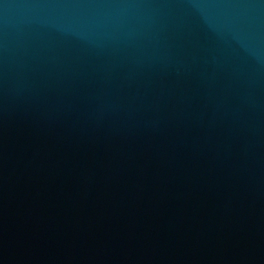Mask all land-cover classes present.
Masks as SVG:
<instances>
[{"label":"water","instance_id":"obj_1","mask_svg":"<svg viewBox=\"0 0 264 264\" xmlns=\"http://www.w3.org/2000/svg\"><path fill=\"white\" fill-rule=\"evenodd\" d=\"M0 264H264V0H0Z\"/></svg>","mask_w":264,"mask_h":264}]
</instances>
